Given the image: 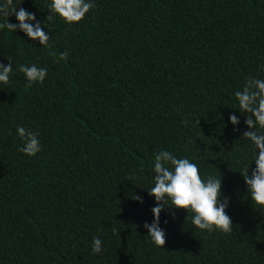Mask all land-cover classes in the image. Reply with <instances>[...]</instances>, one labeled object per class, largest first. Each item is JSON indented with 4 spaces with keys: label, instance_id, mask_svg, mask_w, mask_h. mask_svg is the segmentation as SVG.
Masks as SVG:
<instances>
[{
    "label": "trees",
    "instance_id": "1",
    "mask_svg": "<svg viewBox=\"0 0 264 264\" xmlns=\"http://www.w3.org/2000/svg\"><path fill=\"white\" fill-rule=\"evenodd\" d=\"M48 2L12 0L46 24L50 48L0 30V64L15 72L0 85V264H264V209L241 176L251 152L234 96L264 79V0H93L71 25L47 22ZM20 64L46 67L44 82L28 87ZM16 126L39 133L35 156L18 151ZM160 149L221 176L232 232L164 210L165 244L153 245L143 224Z\"/></svg>",
    "mask_w": 264,
    "mask_h": 264
},
{
    "label": "clouds",
    "instance_id": "2",
    "mask_svg": "<svg viewBox=\"0 0 264 264\" xmlns=\"http://www.w3.org/2000/svg\"><path fill=\"white\" fill-rule=\"evenodd\" d=\"M94 7L93 0H49L47 8L49 12L46 20L61 19L63 23L71 25L79 23L85 15ZM13 5L12 0H6L0 4V30L6 29L13 33L22 32L29 40L38 41L40 47H51L50 38L37 21L35 14L24 8ZM15 14L16 23H9L8 17ZM56 55L55 52L50 53ZM67 53H60L56 62L65 61ZM7 65L0 64V85H8L15 75L14 65L8 59ZM15 70L23 73L27 80V86L33 83H43L47 75L46 67H37L35 64H20ZM237 101V111L245 117L244 124L248 130L243 132L251 152V163L244 169L243 177L246 193L250 197L252 205L257 210L264 209V79L250 77L246 79L242 90L234 93ZM227 123L235 126L240 123L236 114L227 117ZM16 135L22 142L18 151L32 157L41 151L39 133L16 126ZM254 163V167L250 165ZM152 186L147 190L149 196L154 198V206L151 208L152 220L145 221L143 228L147 231L154 246L161 247L165 244V231L160 226V214L168 210L169 215L175 218L174 210H184L186 219L191 213V224L198 230L208 233L220 232L228 234L232 232V220L227 214L230 198L222 194V178L220 175L209 174L202 177L197 163L188 156L178 157L173 152L160 149L154 154L152 161ZM137 203L142 204L143 198L135 196ZM91 251L100 254L103 251L102 241L99 237H93Z\"/></svg>",
    "mask_w": 264,
    "mask_h": 264
}]
</instances>
